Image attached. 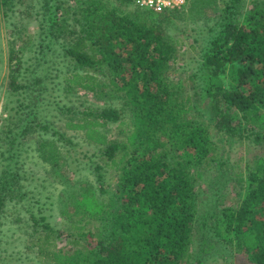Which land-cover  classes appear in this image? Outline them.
Wrapping results in <instances>:
<instances>
[{"label":"trees","instance_id":"1","mask_svg":"<svg viewBox=\"0 0 264 264\" xmlns=\"http://www.w3.org/2000/svg\"><path fill=\"white\" fill-rule=\"evenodd\" d=\"M115 1L108 8L104 0H0V17L18 11L38 23L42 39L35 44V58L43 56L49 47L44 41L50 39L58 45L51 51H58L60 65L67 67L41 87V78L33 80L36 68L12 52L9 87L19 98L0 138V159L8 154L6 163H0V234L12 221L7 216L11 204L31 193L42 196L22 184L35 181L23 171V155L33 147H26L27 138L45 152L48 144L37 137L51 136L54 157L43 161L60 178L65 196L60 214L71 223L67 234L78 247L57 246L63 231L42 214L46 205H54L51 198L28 203L23 210L30 214L34 264H210L199 259L209 227L223 246L246 256V264H264V0H222L219 16L227 23L201 57L203 80L198 71L186 73L192 84L189 94L170 79L179 51L160 25L166 20L171 25L169 14L175 17L177 9L158 16L146 11L155 15L148 24L140 13L145 10L137 8L134 15L120 11L132 0ZM246 7L252 9L242 13L240 24L237 17ZM110 89L123 94L121 110L66 102L63 95L76 97L83 91L97 96ZM61 109L64 117L55 115L54 122L64 127L57 129L43 113ZM117 123L120 130L128 128L123 141H111L108 127ZM71 132L99 148L83 157L84 173L94 184L79 200V183L64 178L59 164L60 159L66 166L81 161L72 160L77 145ZM235 145L244 155L232 163L224 148ZM111 170L118 174L117 190L111 205L101 204L98 196L109 192L105 184ZM222 178L234 189L237 207L220 209L218 204L214 209L217 195L196 189L201 180L216 190ZM200 205L211 207L203 211ZM93 207L101 208L102 215L95 233L87 230L91 220L81 219ZM209 210L213 226L207 225ZM87 237L98 239L95 247L89 248ZM81 240L89 244L82 246ZM14 259L12 253L3 261L12 264Z\"/></svg>","mask_w":264,"mask_h":264},{"label":"rangeland","instance_id":"2","mask_svg":"<svg viewBox=\"0 0 264 264\" xmlns=\"http://www.w3.org/2000/svg\"><path fill=\"white\" fill-rule=\"evenodd\" d=\"M104 5L108 4V8L115 7L116 1L115 0H104ZM197 0H190L184 7L177 9V13L174 17V15H170L171 18V25L167 23L166 21H162L160 25L166 32V36L168 40L174 44L176 49L179 51L178 53V60L176 64L174 65L173 69L175 70L170 73V79H172L173 83L178 86H180L183 91L186 94H189L191 83L189 79L187 78L188 75H192L194 72H199L198 75L203 80V72L201 71V57L207 50V46L209 45V41L213 36L217 37L219 33L222 30V27L220 25L226 24V17H223L224 23L221 20L220 11L222 8V0H215V3H212L213 0H205L208 4H206L203 0H199L202 2L201 5H194V3ZM76 4L74 7H72V11L76 10ZM137 8L134 7L132 4L121 7L120 11L122 13H127L129 15H134L137 10ZM247 7L241 11V18L237 17L239 19V23L242 24L244 21L242 13H247L251 9H247ZM174 11V10H172ZM140 12V11H138ZM170 11L161 12V13H155L156 16L166 14ZM72 13V12H71ZM141 14H145L142 16V18H145L148 20V24H150V21L155 15H150V13H146V11L140 12ZM22 13L16 11V14H10V16L5 19L4 16L1 15L0 17V138H1V132L5 127L9 126L11 123V117H13L16 114L15 109L18 107V101L17 99L19 97L16 96L14 92L11 91L9 85H10V75L11 72L14 70L11 69L12 66V59L15 53V56H18L19 58H22L25 65L28 63V65H32L33 68H36V71L34 72V78L40 79L42 81L41 87H44L45 85L50 82V77H53L55 79L56 75L62 71H66L67 67L63 65H60V62L58 61V51L53 54L51 49L55 50V47L58 46L57 43L51 41L50 39L44 41V46H48L43 56H39L38 60L35 58L34 54V47L35 44H38L41 42V32L39 30L38 23L35 22L33 19L30 20L29 17L21 15ZM69 15L68 17H70ZM168 16V17H169ZM70 24H74L75 21L73 20V17L69 20ZM78 27V25H77ZM213 27V32L209 31V28ZM192 29H194L192 31ZM214 37V38H215ZM198 39L199 42H196L195 40ZM194 47H197V49H193ZM209 47V46H208ZM201 49H205L203 53L200 52ZM202 61V60H201ZM66 69H65V68ZM61 69V70H60ZM188 73V75L186 74ZM33 75V74H32ZM103 81V78L101 79ZM54 82H58L57 80H53ZM104 85H107L105 81H103ZM51 87V86H50ZM101 93V92H100ZM60 94V92H59ZM66 102H75L78 105L80 103L82 104H89L95 107H102V108H115L117 110H121L123 108V100L121 97H123L122 93H116L110 91H107L105 94H98L97 96L93 93H86V92H80L78 95L73 96L71 95L68 98L63 94ZM65 102V103H66ZM64 106V103L62 104ZM61 106V107H62ZM64 109L55 111V112H44L43 115L46 119H48L49 122L55 123V119H60V117H64L63 115ZM10 116V117H9ZM129 113L125 111L123 113V119H129ZM9 120V121H8ZM59 122L55 123V126L60 129H63V123L58 124ZM109 135L111 137V141H123L126 139V136L122 135L123 131H127L128 128L125 127L123 129L118 128L117 124H111L108 127ZM64 132V130H62ZM76 133H68L69 137L73 139V142L75 145H77L74 150L77 151L71 155L72 160H76L78 158L81 159L79 162H74L71 166H66L65 163L60 159L59 164L62 167L61 173L64 174V178L72 180L73 182L79 183L77 185L76 191L78 197L76 199H82L84 198V194L87 192V189L89 187H93L94 182L91 180L92 176H89V172L84 173L83 167L87 160H84L83 157L88 154L91 156L94 152H96L98 149L94 145H89L83 137L79 135H75ZM36 135H38L36 133ZM4 137V134H3ZM41 144H48L45 148V152L40 151L41 147L37 144V146L34 144L35 141H30L29 138H27V144L26 147H30L29 145L32 144L33 147L29 148L28 152H25L23 155V163H25V166L23 168V171H26L28 173V176L35 178V181H24L22 184L26 186V191H34L38 194L42 193V196L33 197V193L28 195V197L25 199V201L19 202V203H13L11 206V211H7V216H9V220H12L9 225H6L3 228L2 234H0V241L1 246L0 250L7 249V254L3 253L0 255V264H5L3 259L5 256L12 254L14 257L17 258L12 261V264H34L33 258H35V254L30 251L31 244L28 240H30L29 235L33 233L31 224L29 223V216L30 214L26 213L23 210L24 206H27V204L31 203L34 204L35 202L41 200L42 203H44L45 199L51 198L52 202L54 203L53 206L46 205V208L44 207L43 215L48 216L50 221H52V224L55 225L58 229L63 231V236L61 240L58 242V247H62V249L67 250L70 248H76L75 245H71V243L75 240V237H71L67 234V232L71 229V223L69 220H65L64 215L60 214V211L62 210V202L61 199H65V196H61L60 191H62V186L60 184V178L56 177L52 173L53 165L45 164L43 160H46V158H49V160H52L54 157L53 153H50L52 138L49 136V138L46 136L40 137ZM4 145V143H2ZM54 146V145H53ZM4 148H6L4 146ZM16 149V148H15ZM15 149L9 154V156L14 154ZM53 149V148H52ZM97 149V150H96ZM226 151L229 152L230 160L232 163H235L239 160L240 156H243L244 149H241L238 145L232 146L231 149L229 147L224 148ZM57 150V149H55ZM2 151V150H1ZM58 151V150H57ZM57 151L55 153H57ZM256 152L257 149H254ZM252 154V153H251ZM8 157V154L6 155ZM6 157H2L0 159V163H6ZM82 157V158H81ZM249 155L246 156V158L249 159ZM22 159V158H21ZM17 160V159H16ZM16 162V161H15ZM15 162H13V166L15 165ZM78 163V165L76 164ZM79 163H81L79 165ZM3 165V164H2ZM3 166L0 167V171L2 170ZM7 168H5L3 171H6ZM74 171H78V176L74 174ZM211 171V170H209ZM27 176V177H28ZM78 177L80 180L78 181ZM56 181V182H55ZM225 180L220 179L219 182L216 185V190L209 189L207 184H202L201 180L198 183V186L196 189H203L206 190L207 193L212 194L213 191L217 195V201L214 202V209L215 206L219 204L220 209L223 207H237L239 202L237 201L236 193L234 192V189L230 187L229 184L224 182ZM93 182V184H92ZM117 182H118V174L114 171L108 172L106 176V184L105 188L109 191L106 194L98 196V201L101 204H107L111 205L113 201V194L117 190ZM46 187V188H45ZM53 195V196H52ZM52 196V197H51ZM226 200L222 202L225 197ZM220 197V198H219ZM61 198V199H60ZM220 199V200H218ZM202 201V199L199 200V203ZM201 209H207V206L200 205ZM209 208L211 206H208ZM208 208V209H209ZM207 209V210H208ZM8 210V209H7ZM213 210V207L211 208ZM69 211H73V207L70 208ZM204 211V210H203ZM91 214L88 213V216L81 217V219L84 220H91L90 224L87 226L88 231H92L95 233V226H100L101 221L99 218H101V208L93 207V210H90ZM208 215L206 214V217L208 219L207 225L213 226L212 219L210 217L211 211L209 210ZM90 214V215H89ZM23 219L24 221L19 222L18 224H15L17 219ZM8 220V221H9ZM14 222V224H13ZM207 240L202 245V248L204 249V252L201 254L199 259L202 262H209L212 263H218V264H246L248 262V259L246 256H238L235 255L234 252H232L230 249L226 248V245L223 246L222 243L218 242V238L214 234V232L211 230V228H207ZM203 237L200 235V239L202 240ZM4 239V240H3ZM87 242L91 243L89 248H93L96 246L98 239L94 238L91 239V237L86 238ZM85 242L84 240H81V245L86 246L89 243ZM6 243V245H5ZM21 259V260H18Z\"/></svg>","mask_w":264,"mask_h":264},{"label":"built area","instance_id":"3","mask_svg":"<svg viewBox=\"0 0 264 264\" xmlns=\"http://www.w3.org/2000/svg\"><path fill=\"white\" fill-rule=\"evenodd\" d=\"M190 0H132L133 5L141 10L161 13L184 7Z\"/></svg>","mask_w":264,"mask_h":264}]
</instances>
